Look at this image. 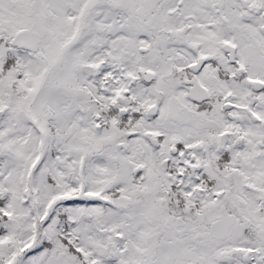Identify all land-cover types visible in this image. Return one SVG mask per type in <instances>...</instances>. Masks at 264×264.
<instances>
[{"label":"snow or ice","instance_id":"snow-or-ice-1","mask_svg":"<svg viewBox=\"0 0 264 264\" xmlns=\"http://www.w3.org/2000/svg\"><path fill=\"white\" fill-rule=\"evenodd\" d=\"M0 264H264V0H0Z\"/></svg>","mask_w":264,"mask_h":264}]
</instances>
